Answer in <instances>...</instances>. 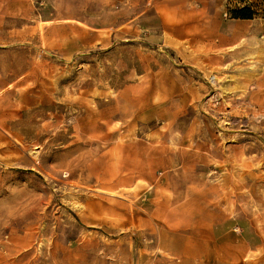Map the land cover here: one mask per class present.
Here are the masks:
<instances>
[{
    "label": "rangeland",
    "instance_id": "obj_1",
    "mask_svg": "<svg viewBox=\"0 0 264 264\" xmlns=\"http://www.w3.org/2000/svg\"><path fill=\"white\" fill-rule=\"evenodd\" d=\"M235 6L0 0V264H264V18Z\"/></svg>",
    "mask_w": 264,
    "mask_h": 264
},
{
    "label": "trees",
    "instance_id": "obj_2",
    "mask_svg": "<svg viewBox=\"0 0 264 264\" xmlns=\"http://www.w3.org/2000/svg\"><path fill=\"white\" fill-rule=\"evenodd\" d=\"M227 2L237 5L230 10L233 19L252 20L259 15L264 18V0H227Z\"/></svg>",
    "mask_w": 264,
    "mask_h": 264
},
{
    "label": "crops",
    "instance_id": "obj_3",
    "mask_svg": "<svg viewBox=\"0 0 264 264\" xmlns=\"http://www.w3.org/2000/svg\"><path fill=\"white\" fill-rule=\"evenodd\" d=\"M200 15H202V13H199V14H197L196 16H194L193 18H195V17H198V16H200Z\"/></svg>",
    "mask_w": 264,
    "mask_h": 264
},
{
    "label": "bare ground",
    "instance_id": "obj_4",
    "mask_svg": "<svg viewBox=\"0 0 264 264\" xmlns=\"http://www.w3.org/2000/svg\"><path fill=\"white\" fill-rule=\"evenodd\" d=\"M76 2H77V0H76ZM42 262L44 263V258L42 257Z\"/></svg>",
    "mask_w": 264,
    "mask_h": 264
}]
</instances>
